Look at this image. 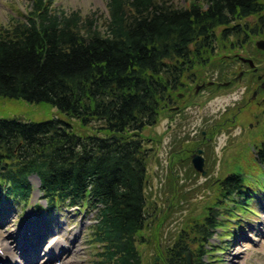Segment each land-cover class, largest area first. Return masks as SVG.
Returning <instances> with one entry per match:
<instances>
[{"label": "trees", "instance_id": "trees-1", "mask_svg": "<svg viewBox=\"0 0 264 264\" xmlns=\"http://www.w3.org/2000/svg\"><path fill=\"white\" fill-rule=\"evenodd\" d=\"M29 4L23 19L0 32V97L48 103L82 127L101 124L84 134L59 117L0 118V195L29 201L37 174L49 209L96 211V264H142L139 246L150 241L153 215L143 131L164 110L177 112L169 106L182 99L175 91L187 92L183 76L223 60L213 56L225 42L243 47L264 37V0H107L105 31L93 17L58 11L54 0ZM232 75L221 72L220 80L234 83ZM253 150L264 167V138ZM241 168L219 182V201L191 226L196 249L180 233L154 264H188V252L193 264H207L222 201L255 212Z\"/></svg>", "mask_w": 264, "mask_h": 264}, {"label": "rangeland", "instance_id": "rangeland-1", "mask_svg": "<svg viewBox=\"0 0 264 264\" xmlns=\"http://www.w3.org/2000/svg\"><path fill=\"white\" fill-rule=\"evenodd\" d=\"M54 1L58 11L64 10L68 14L78 11L84 18L93 17L98 27L105 31L107 0ZM174 1L186 5L191 0ZM29 6V0H0V32L16 19H23ZM259 39L264 37H256L252 43L235 48L225 42V49H218L213 56V59L223 60L183 76L187 92L175 91L185 96L169 106L178 107L177 112L164 110L158 122L143 131L146 144L151 147L147 196L149 210L153 213L149 225L151 233L145 231V234L156 238L148 235L149 243L139 246L142 264H154V259L159 261L161 249L180 233L189 238L190 248L196 249V244H192L195 234L191 226L204 220L208 206L219 201V182L238 167L246 173L245 186L251 188V193L253 191L250 203L256 212L238 209L241 212L238 213L236 208L233 209L232 201L229 204L222 201L216 210L221 214L219 226L207 247L205 259L207 264H264V168L254 159L253 150L254 145L264 138V101L263 95L253 98L258 84L252 70L246 63L235 59L245 57L254 61L256 58L257 71L264 73V50L256 45ZM229 59H232L230 63ZM230 70L234 83L219 85L225 82L220 80V73L225 72L226 79ZM244 71L247 73L237 79ZM210 82L216 83L213 88L206 85L197 91L198 84ZM235 115H238V121L230 122ZM55 117L69 120L77 132L84 134L95 131L101 124L94 121L87 128L82 127L78 120L70 119L48 103L0 97V118L42 121ZM214 126L220 128L214 132ZM204 132L205 139L202 137ZM199 148L203 150L204 174L196 170L192 162ZM31 180L35 191L30 201L0 196L2 217L11 213V223H14H4L7 232L17 228L16 237L33 241L35 233L45 231L48 232L45 247L52 239L60 238L64 245L75 250L74 253L67 252L63 260L58 256L53 258L49 264H96L101 252L100 244L94 242L91 227L96 212H89L90 208L69 209L62 204L46 210L39 190L40 180L36 175ZM223 206L233 209L232 214H228V208ZM236 247L239 253L234 252ZM41 257L39 261L43 264L45 254Z\"/></svg>", "mask_w": 264, "mask_h": 264}, {"label": "bare ground", "instance_id": "bare-ground-1", "mask_svg": "<svg viewBox=\"0 0 264 264\" xmlns=\"http://www.w3.org/2000/svg\"><path fill=\"white\" fill-rule=\"evenodd\" d=\"M2 215L3 213L0 211V264H40L41 261H39V259L42 258L41 256L44 254L45 259H42L43 264H49L51 260L57 256L60 257V260H63L67 252H75V250L71 249V246L64 245V242L60 238L52 239L51 243L49 242V245L45 247V241L48 235V232L44 233L45 231L35 233L33 241H29L26 237H16L17 228L8 233L7 226L3 225L7 221L10 222L8 225L14 224L11 223V213L7 214L5 217H2ZM28 229H26V231ZM254 239L258 240L259 238ZM73 243L74 242H72V244ZM22 246H24V248H22ZM237 247L234 252L239 253V248ZM60 249L62 250L60 251ZM1 253H3V255ZM64 263L65 262L62 264Z\"/></svg>", "mask_w": 264, "mask_h": 264}, {"label": "water", "instance_id": "water-1", "mask_svg": "<svg viewBox=\"0 0 264 264\" xmlns=\"http://www.w3.org/2000/svg\"><path fill=\"white\" fill-rule=\"evenodd\" d=\"M256 45L259 49H262L264 50V39H260L256 42ZM244 61H248L250 62L251 66H254V62L252 59H246V58H243ZM224 84H228V83H224ZM204 85H198L197 86V91H199ZM203 152L202 149H199L198 150V153L194 155L193 157V163L195 165V167L200 170V171H203V173L205 172L203 170V166H204V158L201 156V153ZM187 257H188V263L189 264H192V253H188L187 254Z\"/></svg>", "mask_w": 264, "mask_h": 264}, {"label": "flooded vegetation", "instance_id": "flooded-vegetation-1", "mask_svg": "<svg viewBox=\"0 0 264 264\" xmlns=\"http://www.w3.org/2000/svg\"><path fill=\"white\" fill-rule=\"evenodd\" d=\"M254 76L256 75V78L259 80L257 83V87L254 90L253 97L254 99L259 98V96L263 95V101H264V74L263 73H257L256 71L253 74ZM258 103V102H257Z\"/></svg>", "mask_w": 264, "mask_h": 264}]
</instances>
